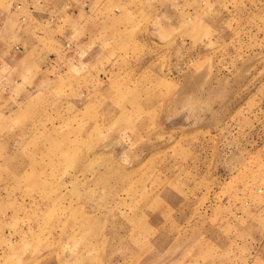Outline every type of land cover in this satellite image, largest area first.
Segmentation results:
<instances>
[{"label":"rangeland","instance_id":"1","mask_svg":"<svg viewBox=\"0 0 264 264\" xmlns=\"http://www.w3.org/2000/svg\"><path fill=\"white\" fill-rule=\"evenodd\" d=\"M3 80L0 264H264V0H0Z\"/></svg>","mask_w":264,"mask_h":264},{"label":"crops","instance_id":"2","mask_svg":"<svg viewBox=\"0 0 264 264\" xmlns=\"http://www.w3.org/2000/svg\"><path fill=\"white\" fill-rule=\"evenodd\" d=\"M73 5H74V6H73L74 10H75V11H79V9L77 8L78 6H76L75 4H73ZM5 77H6V78H9L8 75H6V74H5ZM6 78H5V79H6ZM2 82H4V80H3V81H0V84H1ZM5 82H7V81H5ZM5 84H6V85H5L6 87H7V85H9L10 89H12V86H11L9 83H5ZM6 89H8V87H7ZM3 90H5V88H3Z\"/></svg>","mask_w":264,"mask_h":264}]
</instances>
